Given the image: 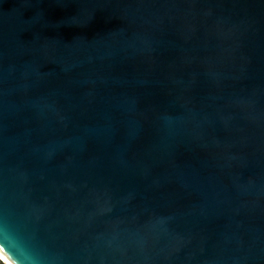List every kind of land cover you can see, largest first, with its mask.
<instances>
[{
    "label": "water",
    "instance_id": "obj_1",
    "mask_svg": "<svg viewBox=\"0 0 264 264\" xmlns=\"http://www.w3.org/2000/svg\"><path fill=\"white\" fill-rule=\"evenodd\" d=\"M0 249L264 264V0H0Z\"/></svg>",
    "mask_w": 264,
    "mask_h": 264
},
{
    "label": "clouds",
    "instance_id": "obj_2",
    "mask_svg": "<svg viewBox=\"0 0 264 264\" xmlns=\"http://www.w3.org/2000/svg\"><path fill=\"white\" fill-rule=\"evenodd\" d=\"M0 264H17L15 258L7 257L3 250L0 249Z\"/></svg>",
    "mask_w": 264,
    "mask_h": 264
}]
</instances>
